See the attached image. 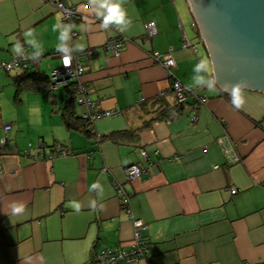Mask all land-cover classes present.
Instances as JSON below:
<instances>
[{
    "label": "crops",
    "instance_id": "crops-1",
    "mask_svg": "<svg viewBox=\"0 0 264 264\" xmlns=\"http://www.w3.org/2000/svg\"><path fill=\"white\" fill-rule=\"evenodd\" d=\"M55 1L79 9V18L65 22L62 11L43 0H0V64L16 56L12 46L17 40L30 54L35 51L25 43V31L34 33L42 49L25 67L0 68V117L7 119L0 125V138L5 125H12L0 149V264H94L106 247L131 248L133 224L115 183L129 197L132 216L146 223L142 234L150 251L135 262L118 264L263 261L264 91L245 88L246 102L238 110L228 92L219 91L222 86L209 92L207 84L195 83L200 59L213 64L189 0H126V23L108 29L100 27L102 18L95 16L89 0ZM58 15L73 25L67 43L72 56L80 55L85 68L81 82L97 101V110L118 112L90 124L81 117L84 106L77 95L75 111L91 135L69 127L60 107L40 111L49 131H38L22 95L45 93L55 105L49 81L48 87L25 84L18 95L13 86L6 90L13 93L9 103L1 102L3 86L13 84L15 75L39 71L49 76L61 66L63 51L56 47L63 28L52 30ZM149 21L158 29L152 38L146 34ZM114 26L130 39L119 54L107 48L116 35ZM186 39L197 46L201 40L204 50L194 51ZM77 43L83 51L75 49ZM152 51L170 53L176 65L166 70L150 58ZM176 80L206 101L187 104L175 114ZM60 90L69 100V89ZM219 138L227 149L235 148L236 161L231 162ZM62 150L68 154L47 158ZM132 164L144 173L129 180L125 169ZM96 182L99 186L89 190ZM233 187L237 192H231ZM13 201L26 208L10 218ZM73 201L82 205L79 212L70 206Z\"/></svg>",
    "mask_w": 264,
    "mask_h": 264
},
{
    "label": "built area",
    "instance_id": "built-area-1",
    "mask_svg": "<svg viewBox=\"0 0 264 264\" xmlns=\"http://www.w3.org/2000/svg\"><path fill=\"white\" fill-rule=\"evenodd\" d=\"M45 2L54 4L58 9L62 11L63 14V20L65 22L74 23V21L79 18V12L76 7L67 6L64 1H55V0H43ZM97 19V18H96ZM114 29L116 31V35L114 37H111L107 41V48H109L113 53L119 54L120 49L125 45L127 41H130L129 38H127L125 35L119 32L117 29V26H114ZM158 29L154 21H149L146 24V34L149 38H152L155 34H157ZM185 45H190L194 49V51L198 50L197 44H191L186 39ZM24 48L25 56L27 57L30 53L28 48L24 45V43L21 42ZM64 54V53H63ZM61 54V66L58 68H54L49 73V87L51 90H57L62 88H67L71 85L74 81L78 83L79 87V102L84 106V110L81 114V117L89 122L90 124H93L94 121L97 118L106 116V115H113L118 113L117 111H111V110H105V111H98L97 110V101L94 100L88 92L87 87L81 82V77L85 71L84 66L82 65L80 55L75 54L72 56V63L71 67H65L63 65L62 55ZM150 58L165 68L168 71H171L172 68L176 65L174 57L170 53H161L158 51H152L148 54ZM33 59L29 58H19L17 56L13 57L12 59L8 61H4L0 64V68L10 71L13 69H19L21 67L27 66L28 63ZM172 89L176 96V99L178 102H186L190 95H193L194 97H199L198 100L202 103L206 101L205 96H199L195 93V91H192L191 88L185 86L180 81H172ZM193 119H197V115L195 114L193 116ZM12 128L11 124L5 125L6 132L9 131ZM5 133V136L3 138H0V149L3 147V145L8 140V137ZM98 136H100L98 134ZM218 141L223 145L224 151L229 155L231 162L236 161L239 156L237 155L235 148L227 149V146H225V143L222 138H219ZM234 147V145H233ZM44 149V148H43ZM28 151H26L27 153ZM45 149L41 151V154H45ZM66 155L68 154L67 151L62 150L59 153H51L48 155V159L54 158L56 155ZM144 158L147 160L146 153L143 152ZM2 172V162L0 159V174ZM126 176L129 180L135 179L140 177L144 173V169L136 164H132L125 169ZM115 187L117 188L118 194L123 198V205L124 208H126V212L131 218L133 229H134V236H133V243L131 248L125 249L122 247H106L102 249L97 256L95 257L94 264H118L119 262H135L139 258H143L145 256H148L150 254L149 248L145 240L143 239V230L146 229L147 225L142 219L134 218L131 213V209L128 207L129 205V197L124 192V189L121 185L115 183ZM237 188L233 187L231 189L232 193L237 192ZM242 264H264L263 261H259L256 263H251L248 261L243 262Z\"/></svg>",
    "mask_w": 264,
    "mask_h": 264
},
{
    "label": "water",
    "instance_id": "water-1",
    "mask_svg": "<svg viewBox=\"0 0 264 264\" xmlns=\"http://www.w3.org/2000/svg\"><path fill=\"white\" fill-rule=\"evenodd\" d=\"M216 84L247 81L264 91V0H189Z\"/></svg>",
    "mask_w": 264,
    "mask_h": 264
},
{
    "label": "clouds",
    "instance_id": "clouds-1",
    "mask_svg": "<svg viewBox=\"0 0 264 264\" xmlns=\"http://www.w3.org/2000/svg\"><path fill=\"white\" fill-rule=\"evenodd\" d=\"M126 0H89V4L92 5V11L95 13V16L101 19L100 27L103 29H108L110 24L115 23L116 25H123L126 23L125 17L127 14V10L123 7ZM79 10V9H78ZM73 25L65 24L62 21L60 15L57 16V23L53 25L52 30L54 32L58 31L60 28H63V31L59 33V43L56 47L57 51H63L62 60L63 65L65 67H71L72 63V48L67 43L72 39L71 37V30ZM123 31V28H121ZM25 43L28 44L30 47L35 49V51L29 54L27 57L24 53L23 45L17 40L13 46L12 51L13 53L19 58H29V59H38L42 55V49L40 44L34 39V33L32 31H25ZM75 49L78 51H83L84 46L82 44H75ZM195 72L201 73V75L195 78V83L197 85H208L209 92H217L216 89V79L215 78H206L205 74H213V67L210 64V61L207 57L201 58L200 61L195 65ZM247 86V81L241 80L236 83L227 82L225 83L219 91L228 92L231 97V104L235 109H242L246 102V97L244 95V89ZM191 87V86H190ZM98 183H93L89 190L98 187ZM101 191V196H102ZM76 212L81 210L82 205L77 202L73 201L70 205ZM103 207V205H101ZM10 211L7 214L10 218L14 216L22 215L25 212L26 205L24 202H17L13 201L9 205ZM92 209L96 208V201H92L91 205Z\"/></svg>",
    "mask_w": 264,
    "mask_h": 264
},
{
    "label": "trees",
    "instance_id": "trees-1",
    "mask_svg": "<svg viewBox=\"0 0 264 264\" xmlns=\"http://www.w3.org/2000/svg\"><path fill=\"white\" fill-rule=\"evenodd\" d=\"M48 81H49V76L46 74L40 73L39 71H24L21 74L15 75L13 78V82L17 86V91H16L17 95L19 92H21L23 89H25L24 88L25 86L29 87L32 84L44 85L45 83H47V85H48ZM67 88L69 89L68 96H70V98L67 101L66 106L63 109V118L69 127L78 128V129H81L86 134L87 133L90 134L89 133L90 129H89V131L86 130L87 129L86 124L84 122L80 121L82 118L79 117L75 111V107H76V100L75 99L78 95V88H77L76 82L71 83V85L68 86ZM191 90L195 91V93L199 96H204L201 93H198L194 88H191ZM192 97H193V101L189 100V98H188V100L186 102H177V104L174 106V109H173L174 113L175 114L181 113V111L184 110L185 105H187V104H190V105L195 104L196 101H198L199 97H194L193 95H192ZM9 131L6 132V130H5V132L7 133L6 134L7 137H9V134H8ZM115 134H112V136L115 137L116 136ZM120 134H122V133H117L116 137H118V135H120Z\"/></svg>",
    "mask_w": 264,
    "mask_h": 264
},
{
    "label": "rangeland",
    "instance_id": "rangeland-1",
    "mask_svg": "<svg viewBox=\"0 0 264 264\" xmlns=\"http://www.w3.org/2000/svg\"><path fill=\"white\" fill-rule=\"evenodd\" d=\"M196 23L198 25V29L200 30V32H201V34L203 36V33H202V31H201V29L199 27V23L197 22V20H196ZM203 38H204V36H203ZM198 47L200 49L204 50L203 43L201 42V40L198 43ZM2 72L6 73V71H2ZM11 73H12V71L9 74H11ZM13 86H15V93H16L17 86H16V84H14V82H13V84H9V85L3 86V90H5L6 96L4 98V94H1L2 95V101L1 102H3L4 104H5V102L9 103V101L11 100L10 99V95H13V93L12 94L11 93L7 94L6 90L9 89V88H13ZM47 87H48V85H47ZM53 93L56 96L55 99L57 98V103L55 105H53V99L49 98L48 96H46L45 93H41V92H36V93L26 92L25 94H28V95H22V96H25L24 97L25 104H26L25 108L27 110L29 108L34 113L33 121L35 122V124L37 126V129L40 132H48L49 131V128H48L47 124L44 121L42 122V119L40 118V111H43V113H44L47 108H48V111H53V110L57 111L59 107L61 109H64V107L66 106V103H67V100H68V98L66 96V93L64 91L60 90V89L53 91ZM45 98H46V100H44ZM56 111H54V112H56ZM6 121H7V119L0 117V125L5 123Z\"/></svg>",
    "mask_w": 264,
    "mask_h": 264
}]
</instances>
